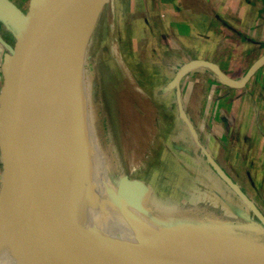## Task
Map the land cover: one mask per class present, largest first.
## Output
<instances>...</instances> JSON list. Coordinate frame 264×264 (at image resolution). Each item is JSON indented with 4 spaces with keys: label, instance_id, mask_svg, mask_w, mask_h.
Returning a JSON list of instances; mask_svg holds the SVG:
<instances>
[{
    "label": "water",
    "instance_id": "1",
    "mask_svg": "<svg viewBox=\"0 0 264 264\" xmlns=\"http://www.w3.org/2000/svg\"><path fill=\"white\" fill-rule=\"evenodd\" d=\"M103 1L30 0L23 12L10 1L0 0V18H8L16 25L13 46L0 37V44L7 48L1 66L0 230L2 227L6 229L19 263L264 264L263 248L244 243L225 244L219 238L217 243L202 241L199 244L172 237L176 244L234 262H214L167 247L166 243L171 245L173 240L160 234L148 220L144 224L135 213L138 209H145L142 199L150 191L146 182L120 178L106 214L88 182L77 172L75 164L78 163L70 154L73 134L64 125L59 107H70V99L66 97L70 98L74 93L64 89L73 87L71 76L67 74L70 51L77 47L79 52L80 41L86 36V30ZM263 63L264 54L237 80L230 78L216 63L205 59L190 60L179 68L186 72L197 67L207 68L222 84L241 88ZM181 78L179 70L175 71L162 89L174 90L183 136L192 141L194 149H199L221 182L253 213L255 218L249 214L251 221L264 231V215L219 167L199 140L180 99ZM92 135L90 133V142L99 146L100 142ZM177 145L184 150L180 144ZM18 151L22 154L34 206V214L31 213L29 221L33 250L26 258L17 255L19 250L15 242L25 212L24 209L13 212L10 208L14 186L10 182V173ZM194 158L198 160L199 157Z\"/></svg>",
    "mask_w": 264,
    "mask_h": 264
},
{
    "label": "crops",
    "instance_id": "2",
    "mask_svg": "<svg viewBox=\"0 0 264 264\" xmlns=\"http://www.w3.org/2000/svg\"><path fill=\"white\" fill-rule=\"evenodd\" d=\"M8 1L25 12L30 0ZM135 2L132 3V6L135 5L133 11L140 12L141 15L137 18H132V24H130V26L132 25V39L135 40L136 37L134 38V36L139 30H146L145 32H148L151 38H154L158 34L164 39L162 41V44L166 46L164 50L169 51L168 54L170 56H173L177 49V51L182 53V56H190L189 59L212 61L230 78L237 80L245 74L253 61L264 54V0H135ZM117 5L118 0L116 2ZM118 32L117 30V34ZM15 34V23L8 18H0V37L2 40L8 45L13 46L15 43ZM117 39L120 41V47L122 45L123 52L134 61L126 53L127 44L125 38L120 37L118 34ZM148 41L149 43H146V46L151 47V52L150 50L148 51L151 56L156 55L157 49L155 47L152 48L151 40ZM143 50L145 51V48H141L139 53H142ZM6 52L7 48L0 44V94L3 85L1 66L4 62V54ZM194 53L196 55H193ZM134 55L136 54H132L133 57ZM157 58L161 61L157 66L164 67L165 69L162 77L168 76L169 78L170 75L168 79L170 81L176 69L179 67H177V64L170 57L162 58L163 61L161 58L159 59V56ZM135 61L137 62V60ZM229 62L230 64H228ZM243 66L245 67L243 68ZM242 68L244 72L238 74ZM152 71L151 69V76L154 75L160 80V74H153ZM233 72H236L235 76L232 75ZM256 74L258 77L260 75L264 76V63L258 68ZM210 75L211 77H208L210 81L209 83L206 81L204 84V91H202L200 100L196 103L197 117L201 121L208 122L211 131L209 135L211 140L217 141L225 137L227 142L233 140L236 143L233 145V148H230L231 152L229 154L231 155L228 152L226 153L225 150L221 154L219 153V156L225 160L219 167L239 185L240 189L254 202L259 211L264 215V109L260 110L255 108V114L258 110V114L255 115L254 108L249 105L248 101L242 103L241 95L244 91L240 92L241 94L238 92L242 87L233 88L235 91L234 95L232 94L225 99L212 100L215 101L213 105L211 104L212 101H210L209 107L205 109L207 100L203 102V98L205 94L209 95V93L213 92L212 87L214 83L218 87L217 92L228 93L222 90L224 88L227 89L228 86L219 82L217 78L214 81V76H212L214 74L212 72ZM167 81L164 83L162 81L158 84L155 83L153 87L154 93L160 96L163 95L160 89L167 84ZM246 85H248V82L244 86ZM262 91L264 92L261 86L258 85V92ZM230 92L233 93L232 90ZM252 115L255 116L254 118L258 122L254 123L255 119L252 118ZM234 125L238 127L236 126L235 129ZM203 140L200 138L201 143H204L203 145L205 146V141H209V139ZM188 142L190 143V141ZM208 144H211V142H208ZM235 145L239 147L235 148ZM206 149L217 163L216 155L219 149L217 150L213 147ZM180 151L183 154H177L176 156L178 157L177 170H183L182 174L184 177L182 178V182L194 184L196 181L195 178L197 177L194 175V172L185 169L187 159L181 158L185 156L190 158L192 155L200 158V165L202 166L204 175L201 172L199 174L202 175L204 181L206 177L203 176H209L210 174L209 180L215 179L221 182L212 170L213 168L205 162V157L200 154L199 149H194L191 146V152L188 154L185 150ZM180 151L177 150V152ZM235 157H240L239 164L231 161ZM238 167L240 168L239 170ZM231 171L245 172L247 179L240 183L234 178ZM79 173L87 179L91 191L107 214L109 204L115 197L117 187L116 179L106 169L93 165ZM186 173L188 174L187 178L185 177ZM250 177L254 178L251 180ZM202 187L213 188L209 183L202 184ZM150 221L160 227L153 220ZM116 227L118 226L116 225ZM162 231L175 242L174 238L165 230L162 229ZM177 245L180 246V244Z\"/></svg>",
    "mask_w": 264,
    "mask_h": 264
},
{
    "label": "bare ground",
    "instance_id": "3",
    "mask_svg": "<svg viewBox=\"0 0 264 264\" xmlns=\"http://www.w3.org/2000/svg\"><path fill=\"white\" fill-rule=\"evenodd\" d=\"M98 36L103 38L101 41L104 42V48H107L109 58L114 68H116L118 76L124 79L126 81V84L130 86L131 93L133 90L137 93V95H139V97H152L151 100L153 101L154 90L152 86L155 85V78L157 77L154 75L151 76L150 71L146 72V70L143 68L138 69V65L123 52L122 45L120 47V41L119 39H117L118 34L116 30L114 0L103 1L98 14L93 18L88 29L86 30L87 40L84 45V57L85 55L95 53L96 57L99 58L101 52L98 47L101 41L99 40ZM77 53V47L71 49L69 56L70 61L67 67V74L71 76L73 82V90L74 93H76L75 102L72 101V104L75 103V106L73 107L74 116H69L66 118L62 117L64 125L67 126L68 130L75 136V140L70 145V154L71 157L74 158L78 163L75 164L77 167V172L84 171L87 167L90 168V161L93 159H97L101 166H103V168L106 169L116 179L118 184L119 179L122 177H125L128 180H140L143 182H148L152 176L163 174L161 172L163 163H165L166 166L170 168V170H175L173 167H178V157L176 156V153L170 150L169 146L166 144L165 139L163 140V136H165V133L163 134L161 133V131L165 130V132H169L170 130L168 125L175 126V112L166 111L168 108L166 107L167 109L165 110L163 108L164 104H167L169 107H173L176 110L177 107L169 105L167 103L169 101L162 99V96L158 101L160 103L154 101L157 104L156 110L159 111L158 116L162 118L161 121L158 122L159 133H155L156 135L154 134L152 139L149 138V150H145V153L141 158L142 160L144 159V162H140V164L139 162L137 164L135 163V166L137 165L135 171L136 173L132 172L129 174L127 170L128 168L126 169L127 165H130V163L126 160L127 154L125 151L126 148L124 147L125 143H123V139L120 136L119 131H116L115 144L112 145L110 149H108V147L105 148L101 143L97 147L94 145L92 146L90 140L88 139L90 138L91 131L90 123L88 121L89 119L87 117L89 116L87 109V94L89 90L87 77L84 73H82V71H80V73H78L77 75H74L73 71V68L76 65ZM100 68L98 69L100 70ZM98 69L97 72L99 71ZM178 70L179 74L182 75L180 82V99L182 104H184L185 94L190 90L193 82L192 80H188L189 78H186L185 76V74L190 75L189 72H186L182 68H177L176 71ZM101 73L102 71L100 70L99 80L104 78ZM194 86L196 87V85ZM206 100H208L207 94H205L203 102H205ZM59 110L60 115H62L64 109H62V107H59ZM73 113L71 112L70 114ZM197 132L199 133L198 129ZM178 133L179 132L177 131V135ZM76 141H81L82 143H84L85 150L81 151L80 147L78 149L76 146ZM77 144H80V142H77ZM210 145L211 144H208V142L205 141L206 148H211ZM150 161L152 162L149 165ZM194 168H202V166L200 165V163L197 165H193L192 171L195 174L197 173V170ZM141 172H143V175L141 174ZM195 175L197 178H195L196 181L194 184L186 182L168 183V185H166V187L163 189L156 188L151 184L149 194L147 195L145 200V207L155 213L156 216H153L151 220L157 223L160 227L156 226L152 221H149L150 225L158 230L160 234L162 233L166 238L169 237L163 233L162 229L174 238L180 239L181 237L183 240H191L199 244L202 241L205 243H208V241L210 243H213V241L217 243V238H219L225 244L236 243L239 245H243L244 243L264 249V235H262L263 233H259L260 231L258 230V228L255 227V229H253L249 224H241L243 222L237 220L238 218L236 216H232L231 218L234 219L233 221L240 222V228L242 229L241 231H238L231 226H228L221 222V220H223V218L226 216L225 210L219 204L216 198L214 199V197H212L209 190L202 187V184L204 183L199 174L197 173ZM146 178H148V180ZM84 179L85 181H87L86 178ZM10 182H13L14 185L11 192L12 199L10 208L13 212H21L23 209L25 212V216L23 215L20 221L22 225L17 232L18 239L15 237L13 238H15V242L18 244L19 251L17 255H20L22 258H26L30 254L29 221L31 220V213L33 212L34 214V206L30 195L28 181L26 178L22 154L19 151L17 152L16 160L11 168ZM21 205L24 206L20 209ZM239 214L248 219L246 213L242 212ZM26 216L27 219L23 220ZM99 220L101 219L99 218ZM144 234L148 235L147 232H144ZM166 244H168L167 247H170L181 253L183 252V254L189 256H196L197 258H203L210 261L212 260L214 262L217 261L219 263L234 262L224 257L210 256L205 253L198 252L194 250V248L188 246L186 247L182 244H180V246L175 244L174 242L171 243V245L169 243ZM0 255V264H20L8 235L7 237L4 236V238H2L0 241ZM237 264L250 263L237 262Z\"/></svg>",
    "mask_w": 264,
    "mask_h": 264
},
{
    "label": "rangeland",
    "instance_id": "4",
    "mask_svg": "<svg viewBox=\"0 0 264 264\" xmlns=\"http://www.w3.org/2000/svg\"><path fill=\"white\" fill-rule=\"evenodd\" d=\"M116 2L117 0H114L115 14H116V20H117L116 30L119 31L118 34L120 37L125 38V42L127 44L126 53L129 54L130 57L134 59V61L137 60V62L135 61V63L138 65L137 66L138 69L143 68L146 70V72L152 69L153 74L159 73L160 80L155 78L157 84L160 83L161 81L162 83H164L170 78V75H169V78L168 76H165L164 78L162 77V75L164 74L163 71H165V69L164 67L157 66L161 62L160 60H158L157 56H159V59L173 57L171 59L174 63L177 64V67H180L182 66V64H185L189 62L190 60H193V59H189L190 56H182V53L177 51V49H176V52L173 54V56H170V54H168L169 51L164 50V48H166V46L162 44V41H164V39L162 38V36H159L158 34H156L154 38H151L148 32L139 30V32L134 36L136 37L135 40H133L132 39L133 34L131 30L132 25L130 26V24H132V18H135V17L137 18L139 17V15H141L140 12L137 13L133 11L135 9V5L132 6V3H134L135 0H118L117 6H116ZM98 37L100 41L103 39L100 36ZM86 40L87 38L86 36H84L82 40L83 43L82 41H80V45H79L80 50L78 52L76 65L74 67V73L77 75L78 73H80V71H82V73H84L87 77V81L89 85V90L87 94V107H88L87 109H88L89 116L87 117L90 123L91 134H93L92 138L93 139L97 138V141L103 144L105 148L108 147V149H110V147H112V145L115 144L116 131H119L120 136L123 139V143H125L124 147L126 148L125 151L127 154L126 160L130 163V165L126 164L127 165L126 169L128 168L127 170L130 174L136 171L137 165L135 166V163L137 164L139 162L140 164V162L142 163L144 162L143 161L144 159L142 160L141 158L143 157V154L145 153L144 151L149 150V146H148L149 138L152 139L155 133L156 134L159 133L158 122L161 121L162 118L158 116L159 111L156 110L157 104L154 101L158 102L159 98L161 99V96H162V99L169 101L167 102L169 105L176 107L174 90L171 88H168L167 91H165L163 89L165 88L167 84L162 86L160 90L161 92L163 90L164 94L160 96L159 94L154 93L153 101L151 100L152 97L151 98L148 96L146 98L143 96L139 97V95H137V93L133 90L131 93L130 86L126 84V81L124 79L118 76L117 70L116 68H114L109 58L107 48H104L105 45L103 41H101L98 47V49H100V52H101L99 58L96 57L95 53L85 55L84 57V48H85L84 45H85ZM148 40H151L152 48L155 47L157 49L156 55L151 56L150 54L151 47L146 46V43H149ZM141 48L143 49L145 48V51L143 50L142 53H139L138 51ZM148 50H150V52ZM133 53L136 54L134 55V57L132 56ZM190 55H192V53H190ZM193 55H196V54L194 53ZM228 64H230V62ZM97 67L100 68V70L102 71L101 75H103L104 77L101 80H99L100 70ZM244 67L245 66H243V68ZM243 68L240 69V72H238V74L240 73L242 74L244 72ZM97 69L99 70L98 72H97ZM210 74H211V71L203 67H197L196 69L190 71V75L185 74L186 78H189L188 80H192L193 83H192L190 90L185 94L184 107H186L185 111L188 114V116L190 118L192 117L191 121H192V124H194L195 130L197 129L199 130V133H198V135H200L199 140L200 138H202V140L209 139V141H206V142H211V145H210L211 148L213 147L214 149H217V150L219 149V152L217 154L218 156L216 155L217 164L222 165L223 162H225V160H223L221 156H219V153L221 154L222 153L221 151L225 150V152L226 153L228 152L229 154V152H231L230 148H233L234 147L233 145L236 143H234L233 140H230L227 142L225 137H222L221 139L217 141L211 140V137L209 136L211 131H210L208 122L201 121V119L197 117L198 113H196L197 112L196 103L200 100L201 93L202 91H204V88H205L204 84L206 83V81L208 83L210 81V79H208V77L209 78L211 77ZM232 75L235 76L236 72H233ZM212 76H214V81H215V78H216L215 75H212ZM249 80L250 81H248V85L242 87L240 91L238 92L239 94H241L240 92L244 91V93L241 95V102L243 103V102L248 101L249 105L254 108L252 109L254 110V114H255V108L260 109V110L264 109V92L263 91L258 92V85H260L261 89L264 90V76L260 75L258 77V75L255 72L254 75ZM168 82L169 80L167 81V83ZM194 85H196V87ZM153 87L154 85L152 86V88ZM64 89L65 91H71V93L74 92L73 87L64 88ZM212 90L213 92L209 93L208 95L209 99L207 100L205 109L209 107L210 101L215 100V99H218V100L225 99L226 97L232 94L234 95V92H235L233 88H228V87L227 89L226 88L222 89L228 93L217 92L218 87L215 83L212 87ZM231 90L233 93L230 92ZM209 92H210V89H209ZM75 94L76 93H73L70 96V98L69 96L66 97L70 99V103L68 104V106L70 107H67L66 109L63 110L62 115H61L62 117L66 118L69 116L71 117L74 116L73 107L75 106V103L72 104L71 101L75 102ZM67 103L68 102H66V104ZM211 104L212 105L215 104V101H212ZM163 108L165 110L167 109L166 111L175 112L174 113L175 114L174 116L175 126L168 125L169 130L171 132L170 131L165 132V130L161 131V133L163 134L165 133V136H163V140L165 139L166 144L169 146L170 150L176 153V155L183 154V152L180 151L181 148L177 144H180L185 150V152L187 153L191 152V146L193 145V143L192 141H190L191 143L190 144L187 140H185L186 138L183 136L184 133L182 130V123L179 121L177 117V110L174 109L173 107L172 108L169 107L167 104H164ZM166 111H163V112H166ZM71 112L73 114H70ZM256 114H258V110L256 111ZM252 116H253L252 118L255 117L254 115ZM256 122L258 121H256L255 119L254 123ZM236 126L237 125H234L235 129H236ZM177 131L179 132L178 135H177ZM74 140H75V136L73 135V141ZM77 142H80V144H77ZM91 144L93 146V142H91ZM84 145L85 144L82 143L81 141H76V146L78 149L80 147L81 151L85 150ZM238 147H239L238 145H235V148H238ZM177 150H179L181 153L177 152ZM181 158L187 159L185 169H188V170H193V165L194 164L197 165L200 163V158H198L197 160L196 158H194L193 155L190 158H187V156L181 157ZM230 158H228V160H230ZM231 161L233 162L235 161V164H239L240 157H235ZM151 162L152 161L149 162V165L151 164ZM90 163L93 166H99V168H103V166H101V164L99 163L97 159L91 160ZM168 168L169 167H167L166 164L163 163L162 171H161L163 174L162 175L158 174V176H152L149 179V181L146 182L149 185V187H151V184H152V186L156 188L163 189L166 187V185H168V183L182 182V178L184 177V175L182 174L183 170L178 171L177 168L173 167L175 170L172 171L170 170V168L169 169ZM194 169L197 170L198 174L201 172V174L204 175V173L202 172V168H194ZM239 169L240 168L238 167V170ZM143 172H141L142 175H143ZM231 172L234 178L237 179L240 183L242 181L244 182L247 179L245 176L246 175L245 172H240V171L239 172L231 171ZM201 174H199V176L202 179L203 183H209L213 187L210 189L207 188L209 192L211 193L212 197H214V199L216 198V200L219 202V204L223 207V209L226 212L225 214L226 216L223 218V220H221L222 223L228 226H231L232 228L238 231L242 230L240 228L241 224H247V225L249 224L250 227L253 229H255V227L258 228V230L260 231L259 233L261 234L263 233L262 235H264V231L261 229L259 224H257L254 221H251L250 215L253 218H255V216L250 210L248 211L247 206L242 201H240L233 193L231 194L230 190L226 188V186L222 182L215 180V179L209 180L210 174L209 176H203V177H206L205 181L203 180ZM163 175L165 176L166 179L167 178L168 179L166 180ZM187 175L188 174L186 173L185 174L186 178L188 177ZM175 176H178V177H175ZM253 178L254 177H250L251 180ZM146 179L148 180V178ZM143 198L144 199L142 200H144L145 202L146 198L145 197ZM242 212L246 213V216L248 217V219L239 214ZM135 213L138 216V218L142 220L144 224L147 223L146 220L150 221L153 216L154 217L156 216L154 212L147 210V207H145V209L143 208L142 210L138 209L135 211ZM232 216H236L238 218L237 220L243 223L240 224V222L238 221L237 222L233 221L234 219L231 218ZM166 222H169V221H166ZM3 235L7 237L8 233L6 229L2 227V229L0 230V241L2 238H4ZM29 238H30L29 242H30V252H31L33 244H32L30 235H29ZM0 258H1V255H0Z\"/></svg>",
    "mask_w": 264,
    "mask_h": 264
}]
</instances>
